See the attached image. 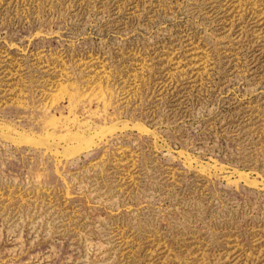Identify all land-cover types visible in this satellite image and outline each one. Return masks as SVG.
Instances as JSON below:
<instances>
[{
  "label": "rangeland",
  "instance_id": "1",
  "mask_svg": "<svg viewBox=\"0 0 264 264\" xmlns=\"http://www.w3.org/2000/svg\"><path fill=\"white\" fill-rule=\"evenodd\" d=\"M0 264H264V0H0Z\"/></svg>",
  "mask_w": 264,
  "mask_h": 264
}]
</instances>
